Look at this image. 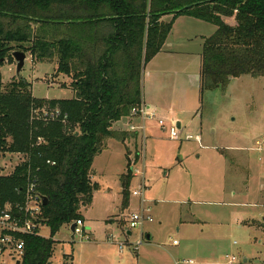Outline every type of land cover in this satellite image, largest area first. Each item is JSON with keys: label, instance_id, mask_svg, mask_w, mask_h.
Instances as JSON below:
<instances>
[{"label": "trees", "instance_id": "obj_1", "mask_svg": "<svg viewBox=\"0 0 264 264\" xmlns=\"http://www.w3.org/2000/svg\"><path fill=\"white\" fill-rule=\"evenodd\" d=\"M182 16L217 28L204 43L202 94L225 90L233 79L264 77V0H0V66L14 62L15 52L37 63L57 59L58 76L70 78L75 92L69 100L37 99L22 78L0 92V152L27 159L0 176V203L21 200L17 189L26 187L29 170L49 200L42 218L50 236L27 238L20 264H53L54 235L91 205L93 164L110 139L127 150L121 185L123 206L129 205L136 136L124 119L143 103L144 70ZM57 111L55 121L41 117ZM257 226L264 230V223Z\"/></svg>", "mask_w": 264, "mask_h": 264}, {"label": "rangeland", "instance_id": "obj_2", "mask_svg": "<svg viewBox=\"0 0 264 264\" xmlns=\"http://www.w3.org/2000/svg\"><path fill=\"white\" fill-rule=\"evenodd\" d=\"M163 20L170 22L171 16ZM216 30L214 25L182 16L168 38L172 48L165 47L143 73V96H147V102L174 108V117L183 124L180 140H170L168 132L164 131H159L155 140L148 139L145 156L143 140L132 141V166L140 165L142 156L149 158L145 170L148 181L145 194L152 201L149 205L153 223L145 224L142 230L129 229L131 214L140 210L139 199L131 193L140 183L133 177L129 205L124 208L120 178L127 169L126 149L123 144L109 140L107 148L93 165L95 174L92 180L100 188L94 193L91 205L82 209V216L86 218L85 221L82 218L85 235L72 239L71 225L62 227L54 235L57 244L53 264H131L132 256L135 257L132 245L140 240L141 231L153 233V242L160 246L151 248L155 255L146 259L141 257L139 264H159L156 259L163 264H175L181 260H193L195 264H231V257L237 259L233 264L263 263L264 231L241 223L264 216L260 193L264 184V77L233 79L225 90L202 94L195 77L202 68L205 40ZM27 57L20 76H17L15 61H6L0 66V92L22 78L31 84L32 95L37 99L75 98L72 80L57 74V59L37 63ZM187 135H199L203 139L202 145H207V140H214L216 146L241 141L242 146L249 148L247 152L239 153L247 162L246 171L242 169L244 173L236 182L227 183L221 168L211 163L213 155L209 154L214 151L207 156L203 152L202 156L194 139L185 140ZM190 148L202 157H189L188 166L182 168L177 161L178 153ZM225 154L231 162L235 161L232 153L226 151ZM21 157L10 154L2 157L0 176H8L13 166L22 162ZM164 171L168 172L167 176ZM244 174L251 177L247 184L242 181ZM232 189L235 195H232ZM208 200L212 204L193 203ZM181 201H186L185 207ZM191 213L200 219V225L194 228L180 226L182 218L189 219ZM129 231L131 236L125 235ZM43 235L50 236L48 228ZM120 244L124 245L122 250ZM147 244L148 241L144 240L142 249ZM0 264L15 263L4 256L0 257Z\"/></svg>", "mask_w": 264, "mask_h": 264}, {"label": "built area", "instance_id": "obj_3", "mask_svg": "<svg viewBox=\"0 0 264 264\" xmlns=\"http://www.w3.org/2000/svg\"><path fill=\"white\" fill-rule=\"evenodd\" d=\"M33 114L39 115L36 111ZM41 117H45L48 121H55L61 117L60 112H45ZM130 119V121L128 120ZM137 121L138 123H135ZM65 122V121H64ZM148 122L156 123L159 128L163 131L169 133L170 139L180 140L181 131L177 127L176 122L168 123L160 119L158 116V111L156 109H151L148 105L144 103L141 106L134 108L131 111V115L127 118L128 132L133 134L141 135L145 138L146 129ZM195 140L198 144H202V138L197 135L195 137L191 135L185 136L186 141ZM42 142V139H39ZM18 155L22 156V162H27V159L19 153H1L0 159L5 155ZM24 158V159H23ZM18 165V164H17ZM47 165L55 166L54 161L48 160ZM15 169L13 166L12 171ZM133 176L143 177L144 172L140 169L133 167ZM39 178L37 175H32L31 170L28 172V183L25 188L17 189L18 194L21 195V200L16 202H10L5 205L0 203V257L8 256L12 259L15 264H20L25 256V251L27 247V238L40 236L45 237L43 232L47 229L43 216V202L39 191ZM143 183V182H142ZM148 190L145 184H141L138 190L133 191L131 194L133 197L139 199L140 210L131 214L128 221L129 229L142 230V228L147 223H153V218L151 215L152 208L149 205L150 202L145 192ZM76 228L74 232L75 238H82L85 235V225L82 219L75 222ZM143 233V231H141ZM144 242V235L141 234L140 240L132 245V250L137 251L142 246ZM174 245H178L177 241L173 242ZM124 248L123 244H120V249ZM229 258V257H228ZM237 261L235 257L229 258V263L233 264ZM176 264H195L193 260H181L176 262Z\"/></svg>", "mask_w": 264, "mask_h": 264}, {"label": "crops", "instance_id": "obj_4", "mask_svg": "<svg viewBox=\"0 0 264 264\" xmlns=\"http://www.w3.org/2000/svg\"><path fill=\"white\" fill-rule=\"evenodd\" d=\"M165 18V17H164ZM179 18H181V17H179ZM178 18V19H179ZM171 19H172V17H171ZM177 19V20H178ZM176 20V21H177ZM176 21H175V23H176ZM172 46H173V44L171 43V42H169V40H168V42H167V44H166V47L168 48V49H171L172 48ZM165 49V48H164ZM164 52V50L161 52V53H163ZM166 52V51H165ZM169 53V52H168ZM159 55V54H158ZM29 57H31L30 55H28ZM32 58V57H31ZM156 58V57H155ZM154 58V59H155ZM200 73H201V71H200ZM148 75H150V73H148ZM200 74L199 75H197L196 77H195V80L196 81H198V83H199V86H200ZM67 88H70L69 86H67ZM145 90V89H144ZM35 98V97H34ZM147 96H145V94H144V96H143V98H142V101H143V103L145 104V105H148L151 109H156L157 111H158V116H159V118L160 119H163V120H165L167 123H168V126H170L171 125V123H175L176 122V124H177V127L180 129V131H181V129H182V127H183V124H182V122L179 120V119H177V118H175L174 116H175V111H174V108H172V107H168V106H165L164 104H157V105H153V104H149L148 102H147ZM45 100H69V99H45ZM129 121H130V119H128ZM135 123H138L137 121H134ZM124 125H125V127H124V129H127V131H128V126H127V121H124ZM119 125L117 126H115V128L116 129H119ZM159 131H163V130H161L160 128H159V126L156 124V123H154V122H148V124H147V129H146V134H145V138H143L141 135H138V134H134L135 136H136V139H135V141H138V139H140V140H143V148H144V152H143V156H145V146H146V141L148 140V139H150V140H155V138H154V136L156 135V136H158L159 135ZM164 132H166V131H164ZM156 133V134H155ZM213 133L215 134L216 133V130H214L213 131ZM169 134V133H168ZM170 137V136H169ZM138 138V139H137ZM110 140H114V139H110ZM170 140H172V139H170ZM115 141H117V140H115ZM134 141V140H133ZM173 141H175V140H173ZM117 142H119V143H121L120 141H117ZM139 143V142H138ZM137 143V144H138ZM146 143V144H145ZM202 143H203V139H202ZM122 144V143H121ZM215 144V141L214 140H207V145H200V144H197L198 145V147H199V149L201 150V155L203 156V152H204V155L205 156H207L208 155V153L209 152H213V154H209V155H213V159H211L212 160V165H216V166H218V168L220 167L221 168V171H222V173L224 174V176H225V180L227 181V183L229 182V183H234V182H236V180H238V179H240L241 177L240 176H242V174L244 173H242V169H244L245 171H246V169H245V167H246V165H247V162H246V160L244 159H241L240 157H241V155L239 154L240 152H247V150H249V148H245L244 146H242L241 144H244V143H241V141H239L238 143H225V144H219V146H216V145H214ZM132 145V143L130 144V148L131 147H133V146H131ZM125 147V146H124ZM107 148V147H106ZM126 149V148H125ZM197 151H199V150H197ZM230 152V153H232V155H233V157L232 158H235V161L234 162H231L230 160H229V157H228V155L227 154H225V152ZM131 152H132V148H131ZM199 152H193L192 151V149L190 148V149H187L186 151H184L183 153H180V151H179V153H178V157H177V161H178V164H180L181 165V167L182 168H185V167H187L188 165H187V163H188V159H189V157H192V158H194L193 156L194 155H196V157L197 158H201L202 156L201 155H199L198 154ZM235 153H236V155H235ZM102 154V153H101ZM100 154V155H101ZM126 155H127V150H126ZM142 156V161H141V164L140 165H138L137 167L136 166H133V167H135V168H137V169H140V170H142L143 172H144V175H143V177H141V176H139V177H135V179H139V186L137 187L138 189H139V187L141 186V184H145L146 186H147V188H148V181H147V179H146V168H147V163H148V159H146L145 157H143ZM131 157V156H130ZM126 159H127V156H126ZM95 162V161H94ZM127 164H128V161H127ZM94 165V164H93ZM142 165V166H141ZM133 167H132V169H133ZM126 172H127V169H126ZM125 172V173H126ZM165 172V175L167 176L168 175V172L167 171H164ZM124 173V174H125ZM94 174H95V172H94ZM124 174H122L121 175V177L124 175ZM234 175H237V177H233ZM92 178H93V176H92ZM91 178V179H92ZM243 179H242V181L245 183V184H247V183H249L250 181H251V177H247L246 176V174H244V177H242ZM120 182H121V178H120ZM143 182V183H142ZM92 183L94 184V185H96L97 186V190L96 191H98L99 190V188H100V186H99V184L98 183H95V182H93V180H92ZM121 187H122V185H121ZM248 187V186H247ZM246 187V188H247ZM138 189H135V190H138ZM263 189H264V184L260 187V190H261V200H263L262 202H264V195L262 194V192H263ZM134 190V191H135ZM226 190H228V186L226 187ZM95 191V192H96ZM234 190L232 189V195H235V192H233ZM94 192V193H95ZM230 192V191H229ZM206 193H210V191H206ZM209 195V194H208ZM212 195V194H211ZM94 196V195H93ZM210 196V195H209ZM154 201V200H153ZM150 202H152L151 200H150ZM155 202H156V200H155ZM181 203H183V206L185 207L186 205H185V203H186V201H181ZM189 203V202H188ZM193 203H196V204H200V203H204V204H206V205H210V204H212L211 202H209V200L208 201H197V202H193ZM191 216H190V218L189 219H184V218H182V220L179 222V224H180V226L182 225V226H184V227H191V228H194V227H196L197 225L199 226L200 225V223H201V221H200V219H198V218H196V216L194 215V214H190ZM261 216V215H260ZM84 218V221H85V217H83ZM114 221V220H113ZM260 221H264V216H263V214H262V217L261 218H259V219H252V218H250L249 220H243L242 221V225H245V226H247L248 228L250 227V226H248L249 224L251 225V223H254V224H256V222H260ZM115 222V221H114ZM116 223V222H115ZM264 223V222H263ZM259 224H261V223H259ZM251 227H254V228H257V229H260V230H263V229H261L260 227H258V226H251ZM88 228V229H87ZM86 229L87 230H91V228L90 227H87ZM264 231V230H263ZM131 232L129 231L127 234H125V235H128V236H131ZM141 234H143L144 235V240H147L148 241V244L146 245V248H144V249H142V246H143V244H142V246L139 248V250H137L136 252H135V257L134 256H132L134 259H131V264H135V262L137 261L138 262V264H139V260H140V258L141 257H152V256H154L155 254H154V251L153 250H151V248H154V247H158L159 248V246L160 245H158V244H155L154 242H153V238H154V235H153V233H151L150 231H144L143 233H141ZM149 237V238H148ZM174 242V241H173ZM112 243H115V244H117L116 242H112ZM116 248V245H113V248ZM133 251V250H132ZM146 259V258H145ZM157 261H158V263L159 264H163L160 260H158V259H156ZM247 262V260H245V263ZM119 264H123L122 262H120ZM175 264H176V262H175Z\"/></svg>", "mask_w": 264, "mask_h": 264}, {"label": "water", "instance_id": "obj_5", "mask_svg": "<svg viewBox=\"0 0 264 264\" xmlns=\"http://www.w3.org/2000/svg\"><path fill=\"white\" fill-rule=\"evenodd\" d=\"M13 58H14V61L16 63V71H17V76H20L22 70L24 69L25 67V63L27 61V54L23 53V52H15L13 54ZM124 121H127V118L124 119ZM42 202H43V205L44 206H47L48 203H49V200L48 198L46 197H43L42 198ZM75 228H76V224H73L71 225V232L73 233L72 235V239H75V236H74V232H75ZM88 229V228H87ZM149 238V237H148Z\"/></svg>", "mask_w": 264, "mask_h": 264}]
</instances>
